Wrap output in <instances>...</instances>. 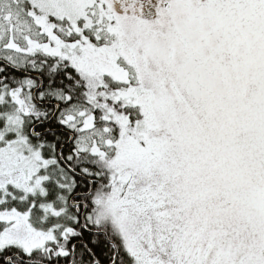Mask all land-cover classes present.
<instances>
[{
    "label": "snow or ice",
    "instance_id": "snow-or-ice-1",
    "mask_svg": "<svg viewBox=\"0 0 264 264\" xmlns=\"http://www.w3.org/2000/svg\"><path fill=\"white\" fill-rule=\"evenodd\" d=\"M0 264H264V0H0Z\"/></svg>",
    "mask_w": 264,
    "mask_h": 264
}]
</instances>
